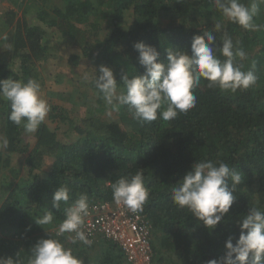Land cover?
<instances>
[{"label":"trees","instance_id":"16d2710c","mask_svg":"<svg viewBox=\"0 0 264 264\" xmlns=\"http://www.w3.org/2000/svg\"><path fill=\"white\" fill-rule=\"evenodd\" d=\"M7 1L14 8L0 15V79H35L41 86L37 61L58 58L60 42L81 49L80 55H69V63L84 56L96 68L85 83L95 93L89 97L90 114L72 117L64 106L48 103L47 121L62 125L60 135L46 121L36 133L25 134L8 119L10 108L0 100V257L15 260L19 254L26 264L39 239L57 238L82 264H124L117 244L101 237L90 246L73 244L66 234L57 237L54 228L81 194L88 202L112 201L111 185L138 171L150 194L140 213L151 227L152 263L207 264L223 257L226 241L231 237L235 245L239 239L241 219L250 208L264 211V27L250 31L226 20L214 0ZM254 23L264 26V5ZM204 31L216 37L215 48L222 47L226 34L244 50L246 58L239 63L243 71L256 65L254 85L231 93L202 79L193 90L195 107L170 121H138L127 106L113 120L95 115L109 109L91 82L101 65L112 69L119 84L122 75L132 78L145 71L137 42L154 47L158 62L166 63L169 49L190 54L193 37ZM71 132L75 138L67 141ZM13 155L22 157L21 165L12 163ZM199 160L223 161L242 176L229 213L211 230L171 196ZM63 186L70 190L69 204L61 202L56 209L53 193ZM47 210L53 222L37 225L35 219Z\"/></svg>","mask_w":264,"mask_h":264},{"label":"clouds","instance_id":"9594fccd","mask_svg":"<svg viewBox=\"0 0 264 264\" xmlns=\"http://www.w3.org/2000/svg\"><path fill=\"white\" fill-rule=\"evenodd\" d=\"M214 4L222 17L245 30L258 31L264 27L254 23L264 0H252L250 5L242 0H214ZM215 29L220 31L221 24H215ZM3 38L7 39L6 36ZM215 40L216 37L211 31H204L202 35L193 37L190 54L169 49L166 63L158 62L160 54L154 47L137 42L134 48L139 53V64L145 69L143 74L132 78L124 74L121 77L122 83L118 84L112 69L101 65L100 75H95L91 82L110 111H119L121 106H127L133 118L144 123L154 122L158 118L163 121L173 120L195 107L196 97L193 90L200 85L202 79L208 81L210 88L218 87L221 91L231 93L247 90L256 83V65H252V70L243 71V65L239 63L246 58L244 50L235 47L233 40L226 34L222 47L215 48ZM217 52L224 57L223 60ZM119 85H122V91L118 92ZM0 100L6 102L10 108L8 119L21 127L27 135L38 131L51 110V106L42 98L40 84L35 79H28L27 82L12 78L0 79ZM3 143L6 146L7 140ZM241 182V173L230 169L223 161L199 160L171 189V196L173 203L181 209H187L197 221H202L211 230L229 213L236 199L235 188ZM111 187L113 200L109 202L123 205L133 213L142 212L150 196L145 187L143 171L122 176ZM69 200V188L58 187L53 193L52 205L59 209L61 202L69 204ZM88 215V196L81 194L65 208L63 221L54 228L56 236L66 234L73 244L79 241L89 246L100 237L111 241L102 236H98L96 240L88 238L90 234L86 235L82 230ZM53 219L54 214L47 210L35 219V223L39 226L49 225ZM118 247L120 248L119 245ZM225 247L226 253L223 257L209 260L207 264H264V211L251 207L248 214L241 219L240 235L236 244L233 245L230 237ZM120 250L122 251L121 248ZM122 254L125 264V255L123 252ZM0 264H25V260L18 254L15 260L11 257H0ZM26 264L82 262L60 239L49 238L37 241L31 248Z\"/></svg>","mask_w":264,"mask_h":264},{"label":"rangeland","instance_id":"374dc122","mask_svg":"<svg viewBox=\"0 0 264 264\" xmlns=\"http://www.w3.org/2000/svg\"><path fill=\"white\" fill-rule=\"evenodd\" d=\"M14 8L7 0H0V15L5 10ZM171 16L163 17V21L170 19ZM58 49V58L49 60L37 61L36 69L40 71L43 83L40 86V93L48 103L62 105L68 109L72 117H83L89 113L90 99L95 95L94 91H89V87L85 88V83L91 78L95 72V65L89 59L81 56L76 64L69 63V55L74 53L80 55L81 49L79 47L67 45L60 42ZM88 77V80H85ZM66 93L65 96L60 95ZM116 111L105 110L102 113H97L101 120H113L117 118ZM90 114V113H89ZM51 128H56L58 135H60V128L62 125L49 123L47 118L45 120ZM60 137V136H59ZM75 138L74 132H71L66 139L67 141ZM12 163L22 164V157L20 155H13ZM49 160L46 161L48 163Z\"/></svg>","mask_w":264,"mask_h":264},{"label":"built area","instance_id":"2783aa9c","mask_svg":"<svg viewBox=\"0 0 264 264\" xmlns=\"http://www.w3.org/2000/svg\"><path fill=\"white\" fill-rule=\"evenodd\" d=\"M82 230L90 234V240L102 236L116 242L125 255V264H152L151 227L140 212L133 213L115 202H89Z\"/></svg>","mask_w":264,"mask_h":264},{"label":"crops","instance_id":"0c3cea01","mask_svg":"<svg viewBox=\"0 0 264 264\" xmlns=\"http://www.w3.org/2000/svg\"><path fill=\"white\" fill-rule=\"evenodd\" d=\"M99 239V238H98Z\"/></svg>","mask_w":264,"mask_h":264}]
</instances>
